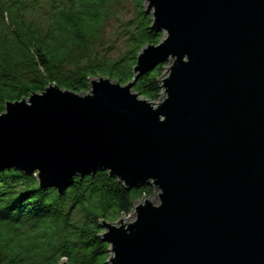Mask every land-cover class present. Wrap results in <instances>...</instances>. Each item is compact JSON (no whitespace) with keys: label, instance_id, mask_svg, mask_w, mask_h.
<instances>
[{"label":"water","instance_id":"obj_1","mask_svg":"<svg viewBox=\"0 0 264 264\" xmlns=\"http://www.w3.org/2000/svg\"><path fill=\"white\" fill-rule=\"evenodd\" d=\"M152 30L133 82L49 86L0 114V172L63 194L106 171L151 185L131 223L101 222L109 264H264V0H143ZM167 64L156 103L134 80ZM59 264H67L61 261Z\"/></svg>","mask_w":264,"mask_h":264},{"label":"trees","instance_id":"obj_2","mask_svg":"<svg viewBox=\"0 0 264 264\" xmlns=\"http://www.w3.org/2000/svg\"><path fill=\"white\" fill-rule=\"evenodd\" d=\"M115 0H0V114L49 86L85 94L90 81L133 82L139 53L164 34L136 0L128 50L118 59L93 52ZM44 4L47 11L44 13ZM46 18L42 23L37 15ZM134 25V26H133ZM168 64V63H167ZM167 64L134 80L133 91L156 103ZM150 184L128 189L106 171L76 178L63 194L34 176L0 172V264H109L101 222L115 224L154 195Z\"/></svg>","mask_w":264,"mask_h":264},{"label":"rangeland","instance_id":"obj_3","mask_svg":"<svg viewBox=\"0 0 264 264\" xmlns=\"http://www.w3.org/2000/svg\"><path fill=\"white\" fill-rule=\"evenodd\" d=\"M136 6V0H115L111 4V14L108 15L107 21L101 28V37L96 44H94V53L111 59H118L127 52L131 26L130 22H132L135 17ZM46 11L47 5L44 4L43 12L45 13ZM35 19L40 20L42 23L46 20V18L41 17L39 14ZM149 200L155 203V198L153 196ZM132 220L133 217L130 216L127 217L124 222L126 224L131 223Z\"/></svg>","mask_w":264,"mask_h":264}]
</instances>
